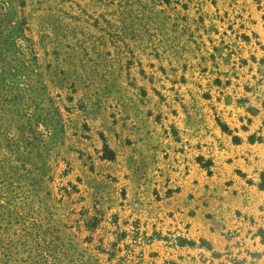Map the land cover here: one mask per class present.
I'll use <instances>...</instances> for the list:
<instances>
[{
    "label": "rangeland",
    "instance_id": "374dc122",
    "mask_svg": "<svg viewBox=\"0 0 264 264\" xmlns=\"http://www.w3.org/2000/svg\"><path fill=\"white\" fill-rule=\"evenodd\" d=\"M0 264H264V0H0Z\"/></svg>",
    "mask_w": 264,
    "mask_h": 264
},
{
    "label": "trees",
    "instance_id": "16d2710c",
    "mask_svg": "<svg viewBox=\"0 0 264 264\" xmlns=\"http://www.w3.org/2000/svg\"><path fill=\"white\" fill-rule=\"evenodd\" d=\"M113 153V152H112ZM107 157V156H106ZM110 158H113V156H109Z\"/></svg>",
    "mask_w": 264,
    "mask_h": 264
}]
</instances>
